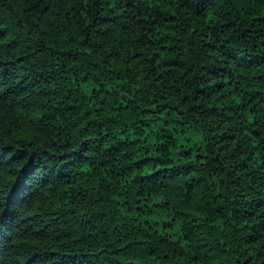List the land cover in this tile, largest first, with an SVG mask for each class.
<instances>
[{
  "label": "trees",
  "instance_id": "trees-1",
  "mask_svg": "<svg viewBox=\"0 0 264 264\" xmlns=\"http://www.w3.org/2000/svg\"><path fill=\"white\" fill-rule=\"evenodd\" d=\"M0 264H264V0H0Z\"/></svg>",
  "mask_w": 264,
  "mask_h": 264
}]
</instances>
